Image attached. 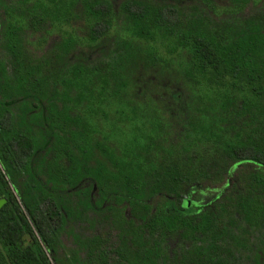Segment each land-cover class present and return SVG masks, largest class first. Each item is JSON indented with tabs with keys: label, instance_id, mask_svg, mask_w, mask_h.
Instances as JSON below:
<instances>
[{
	"label": "trees",
	"instance_id": "obj_1",
	"mask_svg": "<svg viewBox=\"0 0 264 264\" xmlns=\"http://www.w3.org/2000/svg\"><path fill=\"white\" fill-rule=\"evenodd\" d=\"M0 13V264H264V0ZM88 183L108 231L65 248Z\"/></svg>",
	"mask_w": 264,
	"mask_h": 264
},
{
	"label": "flooded vegetation",
	"instance_id": "obj_2",
	"mask_svg": "<svg viewBox=\"0 0 264 264\" xmlns=\"http://www.w3.org/2000/svg\"><path fill=\"white\" fill-rule=\"evenodd\" d=\"M3 22H2V17H1V13H0V59H6V51L4 50L3 47ZM81 181H85L87 180V176H81L80 178ZM88 185V186H87ZM82 188H81V192H87V191H92L93 194H95V197H93V206L91 208L92 212H88L87 213V218L88 220L91 222H87L85 221L84 217L85 215V210L83 206L78 207L77 212L81 214L80 217L76 216L74 221H68L67 226L65 227V232L63 233V235L61 236V243L63 245V247L65 248H72L77 250V243H75L74 241V236H78L79 238H93V237H102L105 238V235L108 231V226H107V221H104L105 216L102 214L101 209H104L103 207H105L106 205L103 204L102 206L99 205V200L100 197L97 194V187L96 185L93 186V184L91 183V185L88 184H82ZM92 188V189H91ZM82 192V193H83ZM210 195V191H206V189H203L201 186H195L194 188H192L190 194L186 197V200L183 201V206L185 208H191L194 206H200L203 205V203L206 202V196ZM205 202H204V201ZM83 225H86L88 230H84L86 228H83ZM89 233H93V235H88ZM65 237H68L70 239L69 241V245H66L63 242V239ZM175 246V245H174ZM61 252H59L60 254ZM61 258V256L59 257Z\"/></svg>",
	"mask_w": 264,
	"mask_h": 264
},
{
	"label": "rangeland",
	"instance_id": "obj_3",
	"mask_svg": "<svg viewBox=\"0 0 264 264\" xmlns=\"http://www.w3.org/2000/svg\"><path fill=\"white\" fill-rule=\"evenodd\" d=\"M0 54H1V53H0ZM162 56H165V55L163 54ZM83 228H86V229H84V230H88V228H87L86 225H83ZM88 235H93V233H92V234L89 233ZM69 241H70V239H69L68 237H65V238L63 239V242H64L66 245H69ZM52 264H53V263H52Z\"/></svg>",
	"mask_w": 264,
	"mask_h": 264
},
{
	"label": "water",
	"instance_id": "obj_4",
	"mask_svg": "<svg viewBox=\"0 0 264 264\" xmlns=\"http://www.w3.org/2000/svg\"><path fill=\"white\" fill-rule=\"evenodd\" d=\"M6 200L5 199H0V209L2 208V206L5 204Z\"/></svg>",
	"mask_w": 264,
	"mask_h": 264
}]
</instances>
